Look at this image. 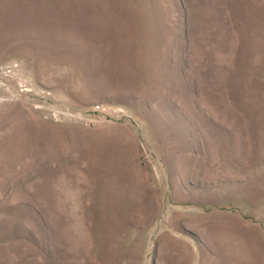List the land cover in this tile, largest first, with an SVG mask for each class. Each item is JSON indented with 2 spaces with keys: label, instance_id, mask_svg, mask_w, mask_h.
Here are the masks:
<instances>
[{
  "label": "rangeland",
  "instance_id": "obj_1",
  "mask_svg": "<svg viewBox=\"0 0 264 264\" xmlns=\"http://www.w3.org/2000/svg\"><path fill=\"white\" fill-rule=\"evenodd\" d=\"M0 264H264V0H0Z\"/></svg>",
  "mask_w": 264,
  "mask_h": 264
},
{
  "label": "built area",
  "instance_id": "obj_2",
  "mask_svg": "<svg viewBox=\"0 0 264 264\" xmlns=\"http://www.w3.org/2000/svg\"><path fill=\"white\" fill-rule=\"evenodd\" d=\"M97 109H101V107H100V106H98V107H97Z\"/></svg>",
  "mask_w": 264,
  "mask_h": 264
}]
</instances>
